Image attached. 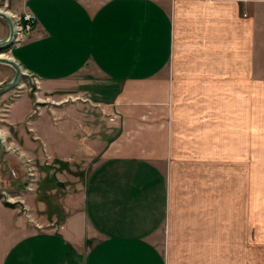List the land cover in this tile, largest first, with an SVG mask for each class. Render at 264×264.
I'll return each mask as SVG.
<instances>
[{"label": "crops", "instance_id": "1", "mask_svg": "<svg viewBox=\"0 0 264 264\" xmlns=\"http://www.w3.org/2000/svg\"><path fill=\"white\" fill-rule=\"evenodd\" d=\"M6 3L35 15L10 53L41 92L95 91L28 142L85 133L95 155L59 223L0 201V264H264V0ZM31 109L19 95L7 120Z\"/></svg>", "mask_w": 264, "mask_h": 264}, {"label": "rangeland", "instance_id": "2", "mask_svg": "<svg viewBox=\"0 0 264 264\" xmlns=\"http://www.w3.org/2000/svg\"><path fill=\"white\" fill-rule=\"evenodd\" d=\"M6 2L7 0H0V10L9 15L10 18L12 17L15 25H19L18 23L23 16L9 12ZM22 28L21 25L16 27L14 40L12 39L14 42L11 46L22 37ZM7 35V24L0 18V40L6 39ZM11 46L0 50V54H4V57L14 61L10 53ZM20 68L21 79L17 85L0 93V137L2 139L0 149V201L15 203V207L21 212H25V206H27V212L33 210L34 213L43 217L49 216L50 219H56V223H59L66 213L63 206L65 198L82 188L86 179L88 164L95 153L88 154L85 146V148H79V142L84 139L85 133H70V147L72 144L78 146L73 153L65 152L70 148L67 146L64 148L63 145L66 142V145L69 146L67 133L57 135L51 133V136L55 138L52 142H55V146L61 147L62 153L47 154L41 143L39 144L37 141V145L34 146L28 142V139H33L36 135L37 131L34 126L40 115L50 113L54 105H63L64 102L61 99L64 98L59 100L60 96L67 98V93H78L80 96L82 91H87V93H95V91L93 87H90V84L87 86L78 80H74L59 84L51 91L44 90L41 92L34 75L25 68ZM12 75V68L0 63V84L6 85L11 80ZM22 94H28L31 98L32 109L23 122L16 124L13 117L14 122H12L14 124H10L7 120L9 115H6L8 105ZM69 100L70 98L65 103ZM24 105L25 102H20L18 107L23 109L25 108ZM91 144L94 146L95 142L92 141ZM88 149L94 152L97 147ZM22 192L26 193L24 198L21 197Z\"/></svg>", "mask_w": 264, "mask_h": 264}, {"label": "water", "instance_id": "3", "mask_svg": "<svg viewBox=\"0 0 264 264\" xmlns=\"http://www.w3.org/2000/svg\"><path fill=\"white\" fill-rule=\"evenodd\" d=\"M0 18H2L8 27V35L6 37V39L0 40V50H2L4 47L6 46H11L12 45V38H13V23H12V19L9 17V15H7L5 12L0 10ZM0 63H4L6 65H8L9 67L14 69V77L13 79L7 84V85H1L0 84V93L3 92L4 90H9L12 87H14L15 85H17V83L20 80L21 77V68L20 66L13 60L7 58V57H0ZM2 146V139L0 137V149Z\"/></svg>", "mask_w": 264, "mask_h": 264}, {"label": "built area", "instance_id": "4", "mask_svg": "<svg viewBox=\"0 0 264 264\" xmlns=\"http://www.w3.org/2000/svg\"><path fill=\"white\" fill-rule=\"evenodd\" d=\"M19 16H23V28L21 30V36H22L24 33L29 32L30 29L32 28L34 21H35V15L31 12H26V13L20 14Z\"/></svg>", "mask_w": 264, "mask_h": 264}, {"label": "bare ground", "instance_id": "5", "mask_svg": "<svg viewBox=\"0 0 264 264\" xmlns=\"http://www.w3.org/2000/svg\"><path fill=\"white\" fill-rule=\"evenodd\" d=\"M11 19H12V17H11ZM12 23H13V38L12 39L14 40L15 29H16V27H19L20 25L23 26V18H21V21L18 23L19 25H15L13 19H12ZM14 25H15V27H14ZM0 55H1L0 57H4V54H0Z\"/></svg>", "mask_w": 264, "mask_h": 264}, {"label": "trees", "instance_id": "6", "mask_svg": "<svg viewBox=\"0 0 264 264\" xmlns=\"http://www.w3.org/2000/svg\"><path fill=\"white\" fill-rule=\"evenodd\" d=\"M3 204L8 206V207H12V208L15 207V203H10L8 201H3Z\"/></svg>", "mask_w": 264, "mask_h": 264}, {"label": "flooded vegetation", "instance_id": "7", "mask_svg": "<svg viewBox=\"0 0 264 264\" xmlns=\"http://www.w3.org/2000/svg\"><path fill=\"white\" fill-rule=\"evenodd\" d=\"M6 47H7V46H6ZM4 48H5V47H4ZM12 73H13V75H12V78H11V80H12V79H13V77H14V69H13V68H12ZM20 79H21V77H20ZM11 80H10V81H11ZM10 81H9V82H10ZM19 81H20V80H19ZM9 82H8V83H9ZM8 83H7V84H8ZM7 84H6V85H7ZM1 85H2V84H1Z\"/></svg>", "mask_w": 264, "mask_h": 264}]
</instances>
